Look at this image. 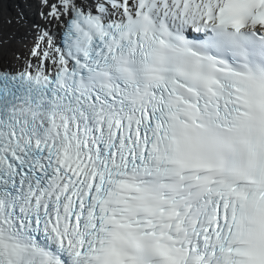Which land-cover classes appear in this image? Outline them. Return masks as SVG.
I'll return each instance as SVG.
<instances>
[{
  "label": "snow or ice",
  "instance_id": "6c2138e0",
  "mask_svg": "<svg viewBox=\"0 0 264 264\" xmlns=\"http://www.w3.org/2000/svg\"><path fill=\"white\" fill-rule=\"evenodd\" d=\"M0 264H264V0H0Z\"/></svg>",
  "mask_w": 264,
  "mask_h": 264
}]
</instances>
